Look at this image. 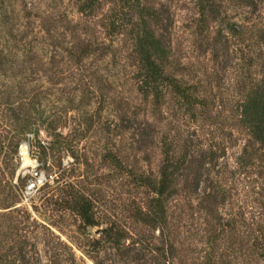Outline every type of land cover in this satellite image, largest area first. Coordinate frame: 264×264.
Here are the masks:
<instances>
[{
  "label": "rangeland",
  "instance_id": "rangeland-1",
  "mask_svg": "<svg viewBox=\"0 0 264 264\" xmlns=\"http://www.w3.org/2000/svg\"><path fill=\"white\" fill-rule=\"evenodd\" d=\"M1 2L0 191L10 196L0 203V258L264 264V143L241 123L242 102L264 83V0H140L160 17L147 19L192 106L168 88L158 99L140 91L130 25L110 33L117 3L85 15L81 0ZM131 13L137 23L139 10ZM13 107L36 118L27 132L49 180L27 203L16 193L29 175H18L17 154L28 148L26 139L16 152L11 144ZM168 148L185 161L165 224L151 225L138 215L154 194L142 178L159 180ZM74 194L90 201L96 225L67 208ZM12 219L24 220L22 234ZM109 227L125 233L120 246L106 241Z\"/></svg>",
  "mask_w": 264,
  "mask_h": 264
},
{
  "label": "trees",
  "instance_id": "trees-1",
  "mask_svg": "<svg viewBox=\"0 0 264 264\" xmlns=\"http://www.w3.org/2000/svg\"><path fill=\"white\" fill-rule=\"evenodd\" d=\"M81 1L79 9L80 12L85 15L94 14L100 8L103 1L115 2L119 5V9L109 15L110 33H116L118 29H124V27L130 25L131 33L135 40V52L139 58L138 78L141 81L140 91L144 94V96L148 97L150 95H154L155 98L158 99L163 95L164 90L168 88L177 98H179V100H181V102H184L185 105L192 106L196 103V101L192 99L191 88L183 85L175 76L170 75L166 71L165 65L168 50L161 39L157 37L148 20L154 17L158 18L159 16H154V14L148 12L145 7L140 5V0ZM202 1L214 2L215 0ZM4 8V2H1L0 10L4 11ZM137 9L139 10L141 19H139L136 23L131 11H135ZM2 16L3 18L7 17L5 13H3ZM91 51V46L87 45L82 48L81 53L82 55H87L91 53ZM5 59V52L3 49H0L1 74H4L3 72H5L6 69ZM30 103L32 106L29 110H35L34 102L32 101ZM241 108L242 125L248 129L251 137L255 141L264 143V83L256 85L248 92V96L242 102ZM13 111L14 114L11 115V120L12 124L15 126L16 132L13 134L15 138L11 144L13 145L14 152H16L20 141L22 139H29L28 134H32L35 137L34 132L27 131L35 127L36 118L30 114L21 115L20 112H16L14 107ZM31 151L40 160L39 155L35 154L32 149ZM250 156L246 153V157H244V159H248ZM184 161L185 160L172 155L171 148H168L166 150V158L161 168L159 180L156 181L149 177L142 178L144 185L148 186L154 194L150 199L147 208L139 211L138 215L142 217L140 219L151 225L165 224L167 219V201L174 193L173 185L175 183V177L181 173ZM16 193L18 197H21L19 189H16ZM9 196L10 194L5 193V189L1 190L0 203L7 202ZM70 198L71 199L67 202V208L72 209L79 214L85 225H96V221L91 213L90 201H88L84 196L75 194ZM214 200H216V197ZM16 220L17 219L11 220V222L14 223L11 224L10 228H13L12 231L15 235H19L25 230V226L21 225L24 220ZM103 231L105 233L106 241L112 243L113 245L120 246L121 242L126 239L125 233L120 230H114L112 227L106 228ZM97 242L100 243L99 241ZM0 260V264H4V259L0 258ZM11 263L12 262H6L5 264Z\"/></svg>",
  "mask_w": 264,
  "mask_h": 264
},
{
  "label": "built area",
  "instance_id": "built-area-1",
  "mask_svg": "<svg viewBox=\"0 0 264 264\" xmlns=\"http://www.w3.org/2000/svg\"><path fill=\"white\" fill-rule=\"evenodd\" d=\"M33 137L32 134H28L27 140L22 144H25L28 148V157L31 159V163L23 165V157L21 155V147L19 154H17V162L19 163L18 175L23 179L29 175V178L25 180L23 186L20 188V196L23 203H27L30 198L37 192L42 186H44L49 180L43 169L40 168V162L36 155L31 151L30 139Z\"/></svg>",
  "mask_w": 264,
  "mask_h": 264
},
{
  "label": "bare ground",
  "instance_id": "bare-ground-1",
  "mask_svg": "<svg viewBox=\"0 0 264 264\" xmlns=\"http://www.w3.org/2000/svg\"><path fill=\"white\" fill-rule=\"evenodd\" d=\"M21 155L23 157V165H28L31 163V159L28 157V149L21 148Z\"/></svg>",
  "mask_w": 264,
  "mask_h": 264
}]
</instances>
